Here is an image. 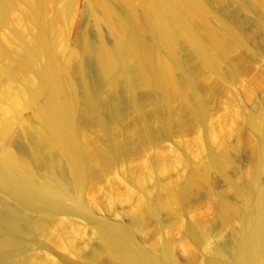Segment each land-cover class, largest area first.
<instances>
[{
	"label": "bare ground",
	"instance_id": "6f19581e",
	"mask_svg": "<svg viewBox=\"0 0 264 264\" xmlns=\"http://www.w3.org/2000/svg\"><path fill=\"white\" fill-rule=\"evenodd\" d=\"M5 1L0 0L2 14ZM45 1L28 0L37 35L27 43H18V55L4 54L7 57L0 64V81H6L0 84V145L3 148L0 158V264H32L33 256L26 249L37 238L71 248L75 253H79L80 246L90 250L85 263L73 264H99L103 255H107L108 263L112 264H181L170 242L157 246L152 244V238L151 245L145 247L138 240V234L146 232L147 213L159 221L162 211L171 213L173 201H185L191 187L205 182L215 196L214 206L221 212L222 222L230 223L233 245L228 254L205 246L207 256L201 263L264 264V116L261 114H249L244 118L260 133L262 141L257 145L254 167L242 182H234L226 174L230 153L210 152L183 184L170 185L164 195H157L156 200L147 201L143 208L134 210L133 226L110 224L85 214L82 195L95 180L103 178L100 176L105 167L108 169L121 159L124 161L138 147L151 146L172 127L183 126L189 119L203 118L206 81L211 77L240 73L241 66L220 50L217 33L207 26L202 2L170 0L177 13L173 18L157 11L156 0H140L148 11L144 28L137 25L128 10H120L117 14L116 10L107 8L108 20L112 19L106 22L111 26L112 42L106 43L99 36L92 47L82 38L80 50L65 55L66 33L58 27L57 17L66 18L71 13L73 0H65L56 10L60 14L56 13L54 21L47 22ZM123 1L129 8L136 3V0ZM225 1L222 2L225 4ZM231 1H237V6L233 4L226 9L231 21L225 26L231 36L228 47L242 45L244 35L261 39L264 35L262 24L250 27L246 19L239 17L248 7V1ZM255 1L264 10V0ZM46 10L51 12V9ZM196 25L203 27L201 32L208 38L200 48L191 41ZM203 48L209 50L208 58L205 62L195 61ZM250 53L254 51L251 49ZM91 54L95 57L97 71L94 84L92 78L89 79L90 68L85 61L87 55L93 57ZM174 68L180 72L177 74ZM75 77L80 89L74 84ZM1 102L6 103L5 107ZM27 108L35 110L33 125H26L27 122L20 119V112ZM131 113L138 117L137 128L121 138L117 134V139L111 134L113 124L124 123ZM16 121L22 122L20 140L25 142L26 134L31 137L27 155L21 151L22 142L15 141L20 147L14 137L10 139ZM92 128L98 132V140L88 139V130ZM239 144L237 137L236 145ZM15 147L18 151L13 150ZM211 171L232 184L231 193L240 202H234L228 192L216 193L208 182ZM19 204L27 209H20ZM80 218L94 225L91 235L99 241V249H93L89 239L82 240L83 243L75 230L70 229ZM207 227L196 223L186 232L198 240L206 236L213 225ZM194 258L191 256L188 263H193Z\"/></svg>",
	"mask_w": 264,
	"mask_h": 264
},
{
	"label": "rangeland",
	"instance_id": "374dc122",
	"mask_svg": "<svg viewBox=\"0 0 264 264\" xmlns=\"http://www.w3.org/2000/svg\"><path fill=\"white\" fill-rule=\"evenodd\" d=\"M47 1L50 0L44 2L45 20L46 22L51 19L54 21L53 19L57 17L56 13H59V10L58 12L56 10L60 9L65 0H53L54 5H52V0L51 3L48 2L50 4ZM200 1L205 7L207 26L218 35L220 50L225 53L229 60L239 64L241 71L236 76L211 77L206 81L208 82V84L206 83L208 89L205 90V114L203 118L189 119L183 126H174L167 134L157 137L151 146L138 147L132 150L130 155L125 156L126 159L123 158L124 161L121 159L111 165L109 167L112 168L111 170L105 167L104 172L102 171L103 176H100L103 178L95 180L94 185H90L82 195L85 214H90L95 220L133 226L134 218L132 215H134V210L143 208L147 201H154L159 195H164L166 188L170 185L183 184L190 172L198 169L204 163L210 152L224 150L227 154H231H229L231 162L226 165V174L234 182H242L254 167L257 145L262 141V136L244 118L249 114L264 116V35L261 39H252L248 35H244L242 45L228 47L231 36L225 26L230 25L231 21L226 14V9L229 6L233 7V4L237 6V1ZM222 1H225V4ZM247 1L248 7L241 13L239 12L241 14L239 17L246 19L250 27L261 23L264 29V10L255 0ZM156 2L159 13L173 18L177 16L170 0H156ZM128 6L123 0H73L71 13L66 18L57 17L58 27L66 33L65 43L66 48H68L63 53L67 55L70 51H79L83 43L82 38L88 46L91 45L92 47L95 46L92 43H96L99 36H102L106 43L112 42L111 26L110 23L107 24L112 19L108 20L107 8H109L108 10L113 9L114 12L116 10L117 14L128 10L135 17L137 25L144 28L145 15L148 11L142 1L136 0L132 8ZM46 8L51 9V12H46ZM219 9L221 10L219 11ZM60 24L63 26H59ZM202 29V26L196 25V33L191 37L193 45L199 48L208 41V38L202 34ZM37 31L35 17L28 0H6L5 13L2 14L0 9V50L2 51L0 52L2 54L0 64L4 61L2 59L7 57L6 54L12 57L17 56L18 51L16 50H19L20 45L27 43L29 38L30 40L33 39L37 35ZM82 34H85L84 37ZM251 49L254 53H250ZM161 53L165 56L163 51ZM209 54V50L203 48L194 60L205 62ZM87 56L85 61L89 62H86L90 68L88 71L91 75L89 79L92 78L94 84L97 80L95 57L93 54H91L92 58ZM174 70L177 74L180 72L176 68ZM75 79L77 78H74V84L77 89H80V82ZM2 81L0 84L6 82L2 83ZM1 105L5 107L6 103L1 102ZM20 119L27 122H23L26 125H33L36 121L35 110L33 108L22 110ZM20 124L16 121L11 130L10 136L12 138L10 139H15L14 142H22V147L19 143H15L22 148V153L27 155L28 139L31 141V137L30 134H26L25 142L20 140L19 131H23ZM137 126L138 117L131 113L126 116L124 123H117L116 126L113 124L111 134H115L118 139V135L121 138L125 134H130ZM15 131L18 133L16 134ZM88 132L89 140L95 141L99 138L98 132L94 128L89 129ZM237 137L240 142L238 146L236 145ZM17 147L13 150L18 151V149L15 150ZM2 151L3 148L0 145V158L3 154ZM208 182L216 193L228 192L227 195H231L234 202H240V199L231 193L233 192L232 184L219 173L211 171ZM205 183L191 187L189 197L185 201L179 199L173 201L170 208L171 213L162 211L159 221L147 213L146 232L141 233L143 235L138 234V240L145 247H149L151 241L157 246L170 242V248L181 264H187L191 256L195 257L193 263L199 264L200 262L202 264L201 260L203 261L207 256L205 246L206 248L221 249L228 254L233 245L230 236V223L222 222L223 216L214 206L215 196L209 192L208 183ZM18 207L22 210L27 209V206L23 204H19ZM81 220L80 218L73 222L70 229L72 227V230H75L81 241L85 242L89 239L90 245L93 246L91 247L95 250L97 247L99 249V241L91 235L94 225ZM196 223L205 227L208 226V229L209 226L213 225L210 231L205 234L206 239L203 237L197 240L186 232L189 227ZM232 225L235 226L236 224L233 222ZM67 231L69 232V228ZM150 239L152 240L150 241ZM55 246L43 238H37L35 243L27 246L26 251L33 256L32 264L85 263L90 255V250L83 246L79 247L81 249H79V253L73 252L71 248H63L62 245V247L57 245L56 248ZM103 256L100 260L102 263L99 264H112L110 261L108 263L109 259L107 260L105 257L107 255Z\"/></svg>",
	"mask_w": 264,
	"mask_h": 264
}]
</instances>
